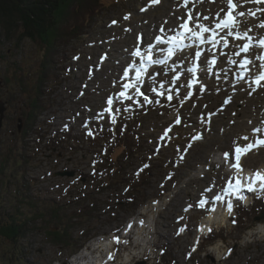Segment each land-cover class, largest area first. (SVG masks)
Instances as JSON below:
<instances>
[{
    "label": "rangeland",
    "instance_id": "1",
    "mask_svg": "<svg viewBox=\"0 0 264 264\" xmlns=\"http://www.w3.org/2000/svg\"><path fill=\"white\" fill-rule=\"evenodd\" d=\"M162 1L159 7L153 0H109L93 18H85L83 32L57 42L48 54L38 39L22 38L21 28L13 35L0 31V100L7 107L0 129V161L9 156L2 171L0 166V220L15 215L26 225L36 221L22 241L0 237V264H82L88 254L91 259L103 256L102 244L110 253L107 264L113 259L114 264H264V193L244 195L240 202L227 196L222 203L214 199L225 195V184L241 176L242 171L231 166L235 147L264 136V84L249 87L260 64L250 62V80L244 82L238 62L248 52L236 57L230 46L233 41L237 51L251 43L259 48L262 36L251 28L264 24V3L236 0L244 13L236 15V33L246 32L251 40L224 35L220 37L226 36L227 47L221 40L215 49L202 48L201 63L209 56L201 64L197 90L188 87L194 58L186 47L176 60L144 74L139 87L151 103H145L134 87L126 92L132 99H124L119 94L135 78L132 53L141 47V32L151 31L143 38L146 43L167 34L154 24L156 17L167 22L175 10L191 7L198 10V20L203 6L220 2L226 7L227 0ZM156 7L161 9L153 11ZM184 14L172 26L178 21L180 27ZM149 23L152 27L146 28ZM63 24L70 32L75 20L69 17ZM44 56L50 65L45 71ZM213 59L209 72L208 61ZM127 67L132 69L131 82L125 81ZM33 101L41 109L33 126L23 132ZM226 152L232 158L226 160ZM247 154H254V149ZM247 158L242 170L264 169V154L252 161ZM202 199L208 201L204 208L198 206ZM208 217L211 228L204 224ZM48 231L70 236L73 244L53 243ZM135 240L144 244H139L141 249L136 244L133 248ZM141 250L145 255L138 254Z\"/></svg>",
    "mask_w": 264,
    "mask_h": 264
},
{
    "label": "trees",
    "instance_id": "2",
    "mask_svg": "<svg viewBox=\"0 0 264 264\" xmlns=\"http://www.w3.org/2000/svg\"><path fill=\"white\" fill-rule=\"evenodd\" d=\"M108 2L109 0H0V31H5L7 35H13L18 28H21L22 38L38 39L45 45V54H48L56 47L57 42L63 44L67 41V38H71L74 35L77 37L83 32L86 23L85 18H93L101 6ZM69 17L75 20L73 29L70 31L74 30V32L66 37V33L70 32L66 29L64 31L63 23ZM79 20H82L80 25L76 24ZM44 57L42 66L45 71V69L48 70L47 67L50 65H48V56ZM44 71L42 75L45 74ZM37 104L36 101H33L31 107L28 108L27 111L30 114L28 112V116L24 117L25 129L23 132L33 126L36 114L41 109ZM8 162L9 156H4L2 161H0L1 171ZM28 203L30 205L31 202ZM50 210L53 212L54 208H50ZM49 217L52 218V216ZM35 223L36 221H33L26 225L20 222L15 215H11L4 222L0 220V237L12 243L22 241L31 232L30 228ZM67 223L66 221L65 224L67 225ZM59 230H61V226ZM48 232L53 236L51 241L59 246L73 244L70 236L68 238L65 234H60V231L57 233Z\"/></svg>",
    "mask_w": 264,
    "mask_h": 264
},
{
    "label": "snow or ice",
    "instance_id": "3",
    "mask_svg": "<svg viewBox=\"0 0 264 264\" xmlns=\"http://www.w3.org/2000/svg\"><path fill=\"white\" fill-rule=\"evenodd\" d=\"M159 0H153V3H158ZM255 2L258 3H264V0H255ZM228 6H229V12L228 14H226L225 18L220 20L216 25H215V29H211L209 27H206L203 24H197L196 28H190L188 26L187 21H185L182 25L181 28L183 29L182 32H178L175 36L169 37L168 40H163L160 36L156 37V41L157 44H164L167 43L169 46L167 47V49H161L162 52H164V58L163 59H153L152 57V45H149V49H148V54L146 56H142L141 52L139 49H137L134 53H132L133 56H137L140 57V64L139 67L135 68V78L131 83H126L123 87L125 89V91H122L119 95L121 97H123L124 99H132L131 96L126 95V92L129 88H135V93L137 95H143V99L145 103H151V101L149 100V98L147 97V95H144L141 92V89L139 87L140 84H142L143 81V76L146 72H148V65L151 64H160V65H165L167 64V61L169 59L172 58V56L174 55V53L178 50L181 49L183 47H192L191 44H187L185 45L184 41L185 40H189V41H198L199 44H205V43H209L213 46V48H215V46L217 44L220 43L221 40H223L224 46L227 47L228 46V40L226 38V36H235L236 39H244L245 37H247V33L245 32L243 35L240 34L239 32L237 33H233V31L231 30L234 27V17L231 15L232 10L236 7V5L233 4L232 0H227ZM244 13H239V15H243ZM252 15H254V13H252ZM125 19H127V17H125ZM189 19H191V16H189ZM205 19H207V17H205ZM115 23V21L113 22ZM261 27H264V24L260 25ZM198 29V30H197ZM216 29H219L220 31H224L225 29H228V32L226 33L225 37H220V39H217L216 37L218 36V33L216 32ZM211 32L212 34L208 37H205V33ZM248 40H251V37H247ZM260 46L264 47V40L260 41ZM197 47H199V45H197ZM250 44H245L242 48H240V50L238 52H236L235 54L237 56L240 55L241 52L247 53L249 50ZM202 52L201 50H197L195 53V58L197 60H199L200 56H201ZM260 59L262 61H264V56H261ZM216 63V60L213 59L211 61H208V71L211 72L212 71V65H214ZM230 63H236V61L231 60L230 59ZM250 61L245 58L240 62V67L243 69V71L241 72V77L243 76V72L248 71L246 65L249 64ZM262 69H264V63L261 64L260 66ZM188 71L193 73V79L191 81H189L188 83V87L191 88L193 86V84H195L196 78H195V73H196V66L194 65L192 68L188 69ZM124 76L128 77L129 76V72L126 69L124 72ZM179 79V74H177L176 76L173 77V82H175L176 80ZM264 80V71H261L260 74L258 76H256L255 78V83L257 85L260 84V81ZM161 88H163V84H161ZM201 91H203V87H201L200 89ZM152 91H156L155 88L152 89ZM158 95L161 93H157ZM192 93L189 92L188 96H191ZM187 99V97H185ZM168 99L171 100L172 96L169 95ZM227 103V101H225ZM108 104L109 106H111L112 104V99L109 98L108 100ZM110 107L106 108L105 111L108 112L110 111ZM113 122H115V120H113ZM177 123H179V119H177L176 121ZM255 131L259 132L260 129H256ZM200 137H193V139H199ZM245 140L248 139V137H244ZM264 146V139H257L255 141V143H247L246 145H244L243 147L237 145L235 147V163H233L231 166L233 168H235L237 170V172L242 171L241 165H240V159L242 155L247 154L250 150H252L253 148H257V147H261ZM225 159L228 160L229 159V153H224ZM257 181H259V188L264 190V174H261L260 172H256L254 174V176L249 178V182L247 184H241L240 180L237 179L235 185H233L231 182H229L228 187L224 189V194L225 195H237L238 193H240L241 188H246L248 191H253ZM238 198L243 199L242 196H238ZM214 199L216 201H222L224 199V196L222 195H215ZM208 203L207 200H201L199 202V207L204 208L205 205ZM232 208H233V204L231 201L228 202L227 204V209L229 214L231 215L232 213ZM214 210V209H213ZM233 223H235V220H233ZM184 229H181L180 231H183ZM211 231V229H209V232ZM114 240L119 243V238L118 237H114ZM193 251H195V248H193ZM229 252H231V249H229Z\"/></svg>",
    "mask_w": 264,
    "mask_h": 264
},
{
    "label": "bare ground",
    "instance_id": "4",
    "mask_svg": "<svg viewBox=\"0 0 264 264\" xmlns=\"http://www.w3.org/2000/svg\"><path fill=\"white\" fill-rule=\"evenodd\" d=\"M232 2L233 3H235L236 2V0L234 1V0H232ZM164 2L163 1H161V3H160V6L159 7H161V5L163 4ZM248 3V2H247ZM244 4V3H243ZM254 4V3H253ZM235 5H236V3H235ZM239 5V4H238ZM159 7H156V8H153V11H157V8H159ZM247 7H252V5H247ZM183 8V7H182ZM180 9V10H175L174 12V15L172 16V17H169L168 19H170V20H168L167 22H165L164 20H162V18H157L156 17V19H155V21H154V24L155 23H157V24H159V27H161V26H163V30L164 31H166L167 32V34H165L164 36H161V37H163V40H165L166 41V37L167 36H169V35H171V34H174V32L177 34L178 33V31L179 30H182V28L181 27H179L177 24H178V21L176 22L177 24H176V27H175V25H173L172 26V23H174L175 22V19L176 18H178L179 16H180V13H185L184 15H186L185 16V18L181 21V23L183 24L184 23V21L186 20V19H189V16H191V19H189L190 21H191V25H190V28H194V26L196 25V23L197 22H200V24H203V25H205L206 27H209V28H211V29H215V25L214 26H212V22H213V19L214 18H217L218 16H221V15H226V14H228V12H229V7H228V3H227V6L226 7H224V5H223V3H218V2H215V3H213L212 5H208V4H206L205 6H203V8L201 9V11H200V17L198 18V20H197V18L196 17H194L195 15H196V13L198 12V10L197 9H191V7H189L190 8V10L189 11H184V9ZM255 8V7H254ZM260 8V7H259ZM152 9V8H151ZM161 8H159L158 9V11L160 10ZM163 10V9H162ZM234 10H235V13L234 14H239L240 13V10H242V8L240 9L239 8V10H238V8H237V5H236V7L234 8ZM252 12H253V10H252ZM262 12V11H261ZM233 13V11L231 12V14ZM263 13V12H262ZM261 13V14H262ZM198 15V14H197ZM256 15H258V14H256ZM264 16V15H263ZM205 17H207V19H205ZM245 21V20H244ZM251 21V20H250ZM258 21H256V23H257ZM261 22V21H260ZM242 23H246V22H242ZM151 23H149L148 25H146V28H147V26L148 27H152V24L150 25ZM156 24V25H157ZM156 25H154V26H156ZM256 25V24H255ZM250 26H252V24L250 25ZM172 27L175 29V30H171L172 29ZM249 28V27H248ZM248 28H246V30L248 29ZM158 29V28H157ZM198 30V29H197ZM232 31H233V33L235 34L236 33V29H232ZM251 31L253 32L254 31V33L255 34H260L261 36H262V39H258V42H260L261 40H263V38H264V27H261V29L259 28V27H257V26H255V27H253V28H251ZM261 31V32H260ZM151 31H149V33H148V31H142L141 32V35H143L145 38H149L150 37V33ZM152 32H155V31H152ZM216 32L218 33V36L216 37L217 39H219L220 38V36H224V35H226V33L228 32V30H224V31H220L219 29H217L216 30ZM170 33V34H169ZM138 34V33H137ZM212 33L211 32H209V35H206L205 37H208V36H210ZM140 35V36H141ZM253 35V34H252ZM158 36H160V35H158ZM143 37V38H144ZM157 37V36H156ZM155 37V38H156ZM252 37V36H251ZM141 38V47L140 48H136V49H134L133 51L135 52L137 49H139L140 51H142V56H146L147 54H148V49H149V45H152L153 46V48H152V56L154 55V51H156V50H158V52L160 51V53H161V49H167V47H168V44H164V45H159V46H157V43H155L154 41L152 42V43H146V40H144L142 37H140ZM230 39V38H229ZM253 39V38H252ZM254 40V39H253ZM148 41V40H147ZM248 40H245L244 42H247ZM223 42V41H222ZM221 42V43H222ZM127 44H130V39L126 42ZM199 42L198 41H189V40H187V42L185 43V45H187V44H191L192 45V47H189V49L191 50L190 51V55L194 58V61L195 62H198L199 60H197L196 58H195V53H196V51L197 50H201L202 51V48H200V47H197V44H198ZM255 43V42H254ZM125 45V44H124ZM218 45V44H217ZM220 45V44H219ZM218 45V46H219ZM223 45V44H222ZM242 45H243V43H242ZM256 45V44H255ZM221 46V45H220ZM230 46H233L234 48H233V50H232V55L233 56H236V52H238L237 51V43H234L233 41H231L230 42ZM250 46H253L252 48H250L249 49V51H248V55L251 57V61H253L255 64H262V60L260 59V57L261 56H263V52H262V48H261V46H260V48H258V47H254V45H253V43H251L250 44ZM210 47H213L211 44H208L207 46H206V48H210ZM184 48H186V47H183V48H181V49H178L175 53H174V55L175 54H177V55H180V52H182V50L184 49ZM188 48V47H187ZM206 48H205V53H206ZM215 49V48H214ZM110 54V53H109ZM173 55V56H174ZM173 56H172V58H173ZM207 56H209L208 54H206V57L205 58H207ZM239 56H241V55H239ZM237 57V56H236ZM115 58V57H114ZM126 57H124L123 56V59H125ZM135 58V56H133V59ZM171 58V59H172ZM204 58V59H205ZM244 58H246V57H243V58H241V61L244 59ZM108 59V58H107ZM123 59H119V60H123ZM127 59V58H126ZM141 58L139 57V59L138 60H140ZM158 59H163V58H158ZM182 59L183 60H185L186 61V56L185 55H183V57H182ZM200 59V58H199ZM204 59H203V62L201 63V64H203V65H205L204 64ZM240 61V62H241ZM240 62H238L239 63V65H240ZM120 63V62H119ZM122 63V62H121ZM174 63V62H173ZM115 64V63H114ZM140 64V63H139ZM193 65V64H192ZM192 65H191V67H192ZM119 66V65H118ZM158 66H160V67H164V65H160V64H154V65H148V70H150L151 68H154V67H158ZM261 66V65H260ZM137 66H135L134 65V67H133V69L135 70V68H136ZM139 67V66H138ZM240 67V66H239ZM247 69L249 70V69H251V64H250V66L249 67H247ZM242 68H241V72H242ZM115 71V70H114ZM249 72H250V70H249ZM248 72V73H249ZM261 72V71H260ZM134 73V75H135V71L133 72ZM201 74H202V72H201ZM201 74H200V76H201ZM241 74V73H240ZM239 74V76H240V78L241 79H243V81L244 82H247V81H249L250 79V76H242L241 77V75ZM130 75V74H129ZM203 75L205 76L206 75V73H203ZM259 75V73L257 74V75H252L251 76V79H252V82H253V84H251L249 87H250V90L251 89H255L256 88V86H260V85H262V84H264V80H262V81H260V84L259 85H257L254 81H255V78H256V76H258ZM115 78V77H114ZM131 78V76L129 77H127V80H125V81H129V82H131V80L132 79H130ZM188 78V75L187 74H185V79H187ZM158 79H160V78H158ZM170 79L171 78H169V80H168V82H170ZM202 80V79H201ZM152 82V81H151ZM155 84V83H154ZM153 84V85H154ZM175 86V85H174ZM224 86V85H223ZM238 86H240V88H241V86H242V84H239ZM193 89L194 90H197L198 89V87L197 86H195L194 84H193ZM214 87V86H213ZM239 90V89H238ZM129 91V90H128ZM225 91H227V88H226V90ZM227 93V92H226ZM224 93H222V95H223ZM127 95V94H126ZM184 95V94H183ZM212 95V94H211ZM211 97V96H210ZM209 98V97H208ZM209 108V107H208ZM214 109V108H213ZM227 111V110H226ZM246 111V110H245ZM223 112H225V111H223ZM245 114V113H244ZM246 115V114H245ZM251 118V117H250ZM191 123V122H190ZM195 123V122H194ZM237 127V126H236ZM242 130L243 129H241V131H237V132H241L242 133ZM230 134V133H229ZM226 135H228V134H226ZM235 136V135H234ZM215 139V138H214ZM227 139V138H226ZM257 139H264V136H262V135H259L258 137H256L255 138V140H254V142L253 143H255V141L257 140ZM264 146H261V147H257V148H253L254 149V154H247L246 155V157H248L247 158V160L248 161H252V160H254V159H257V158H259L260 156H262V154H264V148H263ZM223 148V147H222ZM252 149V150H253ZM252 150H250V151H252ZM230 158H232V156H229ZM246 157H245V155H242L241 156V159H240V165L241 166H245L246 165V161H245V159H246ZM235 159V158H234ZM223 163H224V161L222 160V159H220ZM219 160V161H220ZM236 162V161H235ZM212 164V163H211ZM225 164V163H224ZM229 168V167H228ZM263 168V166H261V167H256V171H258V172H260L261 174H264V169H262ZM232 169V168H231ZM220 170H222V167H220V165H219V171ZM236 174H238V173H236ZM240 174H241V176H239V174H238V176H236V180L237 179H239L240 180V182H241V184L243 185V184H247L248 182H249V178L250 177H252L251 176V174H250V172L247 170H242V173L240 172ZM256 186L257 187H259V181H257V184H256ZM259 189V191L260 192H257L258 190H257V188H255L253 191H248L246 188H241V192H247V193H249L250 195L251 194H254V193H264V190H262V189H260V188H258ZM185 191H187V193H188V190L186 189ZM184 193H186V192H184ZM224 196V198L226 197V195H223ZM209 198H207V199H210V196H208ZM246 197H248V196H246ZM231 198V197H230ZM231 199H233V198H231ZM247 199V198H246ZM223 201V200H222ZM222 201H221V203H222ZM210 217V216H209ZM209 217L205 220V222H204V224H205V226L207 227V228H211L212 226H214L213 225V223H211L210 221H211V219L209 220ZM135 223V222H134ZM144 224V223H143ZM143 224L141 223L140 225L142 226V230H143ZM151 224V223H150ZM139 225V224H138ZM205 228V227H204ZM154 230H156V229H153V232L152 233H154ZM129 234V233H128ZM131 235V234H130ZM149 235V234H148ZM147 235V236H148ZM127 236V235H126ZM126 236L123 234V235H121V237H123V238H126ZM134 240V239H133ZM148 242V241H147ZM114 242H111V244H113ZM133 243V245H134V247L133 248H135V244L138 246L137 248L139 249H141V246L139 245V244H141L142 242H139V244L136 242V240L134 241V242H132ZM150 244V243H149ZM141 245H144V244H141ZM103 248H99V251H101V252H103L102 254H103V256H96V257H92V259H91V257H90V255L88 254L86 257H84V261L82 260V264H107V262H108V254H110V253H108L107 252V245L106 244H102L101 245ZM105 246H106V248H105ZM94 247V246H93ZM131 248H132V246H131ZM145 248V247H144ZM150 248V247H149ZM146 249V248H145ZM146 251V250H145ZM145 251L144 250H141L138 254L141 256V255H145ZM106 252V253H105ZM94 252L92 251V254H93ZM83 256V255H82ZM71 257H73L74 258V256H71ZM80 257V256H79ZM104 257V258H103ZM103 258V259H102ZM110 258V257H109ZM82 259V258H81ZM74 263H76V259L74 258ZM81 261V260H80ZM115 261H117V260H112L111 261V263L112 264H114L115 263ZM126 261V260H125ZM164 261V260H163ZM162 261V262H163ZM85 262V263H84ZM129 263V262H128Z\"/></svg>",
    "mask_w": 264,
    "mask_h": 264
},
{
    "label": "water",
    "instance_id": "5",
    "mask_svg": "<svg viewBox=\"0 0 264 264\" xmlns=\"http://www.w3.org/2000/svg\"><path fill=\"white\" fill-rule=\"evenodd\" d=\"M3 86V83H2V80L0 79V87ZM7 110V107H6V104L5 102H3L2 100H0V129L2 128V122H3V118H4V114ZM19 123H21V119L18 120ZM22 128V125L19 124L18 127H17V130L18 132H20ZM69 175H72V174H69ZM259 216L256 218V220H259Z\"/></svg>",
    "mask_w": 264,
    "mask_h": 264
}]
</instances>
